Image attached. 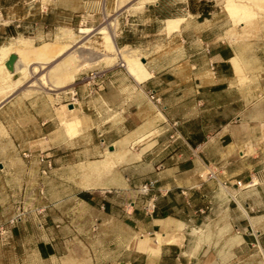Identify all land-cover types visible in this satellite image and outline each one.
<instances>
[{"label":"crops","instance_id":"0c3cea01","mask_svg":"<svg viewBox=\"0 0 264 264\" xmlns=\"http://www.w3.org/2000/svg\"><path fill=\"white\" fill-rule=\"evenodd\" d=\"M228 1L112 10L115 48L143 63L118 58L92 82L35 90L0 71V190L15 177L20 190L38 153L50 162L38 185L50 212L8 231L39 235L20 251L41 264H264V19L240 22L264 8ZM16 3L0 0V47Z\"/></svg>","mask_w":264,"mask_h":264},{"label":"rangeland","instance_id":"374dc122","mask_svg":"<svg viewBox=\"0 0 264 264\" xmlns=\"http://www.w3.org/2000/svg\"><path fill=\"white\" fill-rule=\"evenodd\" d=\"M28 1L17 0L11 12L6 13L9 16L6 20L10 23L4 22V24L12 26V29L16 31V35L11 32L13 38L4 40L2 47L15 45L17 39H26L32 46H39L44 42L58 46L65 45V52H71L74 55L75 64L82 63L83 66L71 77L65 78L62 86L69 80L74 79L77 81L80 77L110 66V61L104 57L111 56L112 53L106 48L103 35L97 31L100 28H105L113 44L115 18L112 10L120 11L137 6L138 3V0H58L52 4H46L45 0ZM109 5H111V8ZM49 8L52 11L50 17H48ZM256 13L255 16L249 19H241L240 22L247 25L259 23L264 19V11H257ZM0 23L3 24L2 20H0ZM84 28H89L92 31L84 34L82 31ZM133 55L136 54L133 53ZM58 59L59 57L55 61ZM138 61L140 62L139 59ZM28 68L25 62L18 63L16 76L22 82L23 88L59 91L58 89L62 87L52 88L55 84L47 75V69L50 68L49 64L45 65L36 75H44L47 78L44 85L41 87L38 84L30 86L33 79ZM35 158L27 164V172L21 177L20 190L17 188L18 177L11 179L9 190H0V264H41L44 262L38 260L30 251H27L26 254L22 250L20 251L22 248L28 250L34 248L40 239L39 235L24 233V235H20V238L13 240L7 237L12 225L25 224L28 222V218L32 219L41 213L50 212L49 209H41L40 207V201L44 200V197H42L38 185L41 180L47 182L49 178H46L47 172L41 173L40 164L36 156ZM41 175L44 178H41ZM46 198H49V191ZM10 219H14V221L9 222ZM67 247L75 251L81 250L79 243L75 242L68 245L66 241L60 243L59 249L65 251Z\"/></svg>","mask_w":264,"mask_h":264},{"label":"bare ground","instance_id":"6f19581e","mask_svg":"<svg viewBox=\"0 0 264 264\" xmlns=\"http://www.w3.org/2000/svg\"><path fill=\"white\" fill-rule=\"evenodd\" d=\"M150 1L151 0H138L137 6L138 8L142 7L144 4ZM240 1L247 2V4H251L254 7H258V8L264 7V0H240ZM228 2L233 3L231 2V0ZM234 4H231V5H234ZM229 8H233V6ZM167 24L170 25L172 24V22H168ZM82 31L84 32V34H87L91 32L92 30L89 28H84ZM97 32L103 35V40L105 41L106 48L108 49L110 53H112L111 56L104 57L106 60H109L110 62H112L113 60H116L119 58L122 60L123 64L128 63L131 60H134V62L138 61V58L135 55L128 54L124 51L117 50L113 46L114 44H112L110 40V36L108 35L105 28H100L98 29ZM65 47H66L65 45L58 46L56 44L49 43V42L43 43L39 46H32L28 40L18 39L16 40L15 45H10V46L0 49V71L4 69L3 63L7 60V57L10 54L15 53L17 57V61L15 62L14 67L17 69L18 67L16 66H18L19 62L20 63L25 62L27 66L29 67L28 69L33 79V81L30 83V86H34V84H38V86L41 87L44 85L47 78L44 77V75H40V76H36V75L38 71L44 68L45 65L49 64L50 68L47 69L48 71L47 75L49 79L54 81L55 86H52V88H58L62 86L63 80L65 78L71 77L73 74L77 72L79 68L83 66L82 63L79 65L75 64L74 55H72L71 52H65L66 50ZM58 57L59 59L55 61V59Z\"/></svg>","mask_w":264,"mask_h":264},{"label":"built area","instance_id":"2783aa9c","mask_svg":"<svg viewBox=\"0 0 264 264\" xmlns=\"http://www.w3.org/2000/svg\"><path fill=\"white\" fill-rule=\"evenodd\" d=\"M101 74H102L101 71L92 72V73H89L88 75L83 76L82 80L84 82H92L94 80H97L101 76ZM147 98H148V100L153 101L154 103L158 102V99L154 97L153 92H148ZM21 155L23 158H28V156H29V154L27 152H23ZM37 160H38L39 164H42L44 166V169H42L41 173H45V171L50 168V162H49L48 158L44 157L43 155H41V153H39L37 156ZM237 184H238V182H237ZM15 220H17V219H15ZM13 221H14V219L9 220V222H13Z\"/></svg>","mask_w":264,"mask_h":264},{"label":"water","instance_id":"95a60500","mask_svg":"<svg viewBox=\"0 0 264 264\" xmlns=\"http://www.w3.org/2000/svg\"><path fill=\"white\" fill-rule=\"evenodd\" d=\"M114 47H115V45H114ZM16 60H17L16 55L15 54H10L7 57V60L3 63L4 69L7 72H12L13 71V66H14V63L16 62ZM140 63H143V60H140ZM68 108L71 109V106L69 105Z\"/></svg>","mask_w":264,"mask_h":264}]
</instances>
